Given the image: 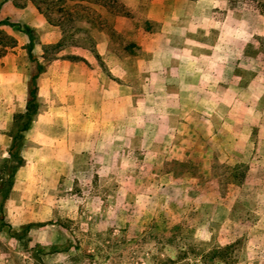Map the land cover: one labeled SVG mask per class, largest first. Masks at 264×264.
<instances>
[{"label":"rangeland","instance_id":"374dc122","mask_svg":"<svg viewBox=\"0 0 264 264\" xmlns=\"http://www.w3.org/2000/svg\"><path fill=\"white\" fill-rule=\"evenodd\" d=\"M51 3L63 37L49 49L98 51L129 99L114 135L51 192L57 215L47 220L65 225L62 239L28 242L25 224L8 228L0 212V228L18 238L0 240V264H201L226 244L206 263L264 264V23L253 32L250 5L247 40L234 26L217 40L211 20L187 23L147 0ZM0 42H10L1 29ZM9 163L0 143V198Z\"/></svg>","mask_w":264,"mask_h":264},{"label":"crops","instance_id":"0c3cea01","mask_svg":"<svg viewBox=\"0 0 264 264\" xmlns=\"http://www.w3.org/2000/svg\"><path fill=\"white\" fill-rule=\"evenodd\" d=\"M121 1L125 5L134 3ZM248 1L147 0V5L149 9L160 5L162 13L176 14L186 18L187 23L211 20V28L218 30L217 40L226 39L233 26L237 33L244 34L240 39L247 40V29L242 28L248 24L249 5L253 32L263 28L264 23L261 4L258 0H250V4ZM3 20L6 23H0V29L10 42H0V143L7 149L12 137L8 130L26 104L30 61L25 29L30 31L31 54L43 67L35 79L37 111L12 148L23 161L2 201V214L11 229L33 223L34 227L26 231L28 242L52 245L62 239L66 230L60 222L47 220L57 215L46 205L52 200V190L78 168L77 162L82 156L86 158L98 138L109 130L114 135L122 100H128L129 94L121 92L115 77L104 74L97 62L98 51L84 45H62L51 51L49 47L62 39L63 31L31 0H0V22ZM47 230L54 235L42 236ZM9 238L18 240L0 228V240Z\"/></svg>","mask_w":264,"mask_h":264},{"label":"trees","instance_id":"16d2710c","mask_svg":"<svg viewBox=\"0 0 264 264\" xmlns=\"http://www.w3.org/2000/svg\"><path fill=\"white\" fill-rule=\"evenodd\" d=\"M35 5L37 6L38 9L43 12V14L47 17L49 21H53L51 16H50V10L52 9V3L51 0H31ZM77 2H88L92 3L95 5H100V6H107L109 1H117V0H76ZM59 11L63 13H68L69 17L73 18H78L81 16V9H76L74 10L75 12H72V10H68L69 12H66L67 10L64 8H59ZM55 22V21H53ZM0 23H6L5 20L1 21ZM57 25H61V22H55ZM63 30V29H62ZM25 32L29 36V42L27 43V51H28V57L30 61V73H29V79L27 81V90H26V104H25V110L23 113L17 114L14 117L13 120V126L15 127V130L12 134L11 137V143L7 149V154L9 156V172L6 175L5 182H6V190L4 191L3 194H1L0 198V212H2V201L3 199L7 196L8 190L11 186L12 179L14 176V173L16 169L21 165L22 163V158L20 155L15 154L12 151L14 142L22 137L21 132L25 130L26 128L29 127L38 107L37 103V98H36V82L35 79L38 75V73L42 70V64L31 54V48H32V40L30 38V31L29 29H25ZM33 223H27L23 225V230L27 231L28 228L32 225ZM8 228L10 226L8 225ZM230 247L229 244L223 245V246H216L214 248H210L206 251H203L200 254L201 257V264H209L206 263L207 261L211 262V258H218L222 257L221 254L227 250ZM169 264H190L188 262H184L180 259L176 260H169ZM223 264H230V262L225 261Z\"/></svg>","mask_w":264,"mask_h":264}]
</instances>
